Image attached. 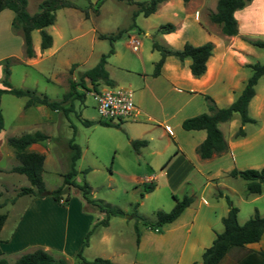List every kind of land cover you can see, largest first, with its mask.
I'll return each mask as SVG.
<instances>
[{
	"label": "rangeland",
	"instance_id": "rangeland-1",
	"mask_svg": "<svg viewBox=\"0 0 264 264\" xmlns=\"http://www.w3.org/2000/svg\"><path fill=\"white\" fill-rule=\"evenodd\" d=\"M39 1L27 0V11L29 13L35 11ZM70 1L74 6L55 9L53 22L44 27L51 34L50 48L54 47L53 54L45 56V53L38 49L39 51L32 55L31 60L26 58L24 53L20 57L11 58L8 79L12 86L30 88L36 92L45 93L50 98H60L62 93L68 89V80L78 82L81 70L92 66L98 60L99 55L107 52L109 46L112 45V52L105 56L104 67L108 71V76L114 81L113 85L131 90L133 102L144 73L148 75L147 80L150 87L154 88V93L157 97H161L162 102L169 98L182 100L186 95L171 90L162 76L154 79L148 74L152 71L154 60L159 56V52L151 45L152 40H155L154 35L157 34L154 32V25L164 21L175 22L184 11L190 12L198 16L200 21L208 24L216 35L221 37L220 44L222 40L225 47L232 45L229 37L221 35L219 26L208 18V13L214 10L216 0H167L165 7L161 3L166 0H162L156 6L157 11L155 9L147 15L139 11L132 15V11L137 7L136 1L146 0H102L99 4H96L95 0ZM12 13V10L8 8L1 9V20L3 21ZM244 27L245 22H242V29H248V25ZM119 29H121L120 35L111 42L105 37H98V33L107 34ZM146 32L149 34L147 35ZM262 32H264V21H259L258 28L252 30L251 36L248 37L264 39ZM13 35V39L8 40V47L13 45L16 53L21 49L19 45L21 36L19 32H13ZM243 36L247 35L242 34ZM31 38L39 48L37 29L31 31ZM135 42H137V49L133 50L131 45ZM172 42L173 44L169 45L175 48L182 45L179 39H174ZM248 46L250 48L242 45V65H240L242 66V81L239 85H243L250 73L248 63L264 61V47L252 44ZM230 53L234 54L235 59L237 53L235 51ZM37 61L40 62L36 63ZM71 63L74 65L71 66ZM83 82L88 85V89L76 84L75 88L81 90L83 96L79 98L72 95L67 99L65 104H70L71 109L66 115L60 110L55 112L43 107L42 110L46 111L50 117L46 121L47 115L42 116L39 111L41 109L37 110L34 105L23 107L25 96L9 92L0 94V112L5 135H17L35 129L48 134L44 141L47 151L40 172L46 189L50 190L61 184L62 173L70 166L71 149L68 139L73 135V140L80 149V154L74 162L76 170L73 176L74 181L76 183L86 181L90 189L89 195L95 201L123 210L122 215L109 216L111 218L109 230L119 232L111 243L104 245L96 242L98 226H94L92 232L87 234L85 244L81 245L80 242V253L85 259H90L95 255L105 256L116 249L121 251L123 261H132L135 254L145 257L159 255V251L153 249L148 252L145 249L137 251L134 213L151 220L154 218L156 209L168 210L172 207L173 195L180 198L183 194H189L192 196L191 201L195 202L196 197L203 194L208 201L220 204L221 213L224 215L225 208L228 206L224 197L226 194L237 208L236 218L239 223L251 216L254 211L260 215L264 214V181L261 182L259 193H246L245 180L238 175L228 174V170L232 167L264 166V79L262 77H259L255 83L254 94L247 106L249 115L254 117L255 121L242 124L244 134L242 136L233 135L240 124L236 113H233L229 120L218 123L227 145L229 143L233 148L232 151L229 153V148V151L214 153L215 156L212 157L210 155L209 159L193 161L190 167L179 166L176 163L171 168L172 172L169 171L168 177L160 174V170L163 163L173 155L176 149V143L171 136L167 133L159 135L160 127L155 122L144 120V116L105 119L116 125L98 123L95 120L100 117L90 94L88 79L84 78ZM99 86L109 87L111 85L99 82ZM235 88L236 86L232 88V92L237 93ZM148 93L144 97L149 96ZM147 100L149 101L147 102L148 107L156 112L160 107L159 102L152 103L150 97ZM193 100L199 104L201 99L195 96ZM218 105L226 104L218 100ZM206 110L205 103H200L198 108L185 106L169 119L172 133L184 147L186 154L193 152L189 150L191 138L188 133L191 129L182 128L179 117L194 111ZM82 119H89L92 122L85 125ZM45 121L47 126L43 123ZM137 133H140V138L147 140V146L143 150H135L129 142V138ZM150 150L152 151L149 153ZM13 163H17L13 155L3 154L0 157V212L5 213L0 227V239L10 231L31 195L17 193L20 186L28 185L29 182L23 173L9 168ZM84 168H86L85 172H83ZM148 173H152L154 177L152 181L145 182H151L154 186L151 190L143 192L140 197L139 193L143 186L140 179ZM218 191L221 194H218ZM73 192L71 188L69 193ZM135 202L137 205L134 207ZM140 224L136 223L137 226ZM212 229L215 232L222 229L220 219L213 220ZM244 248H246L245 245L244 247H231L219 264H229L244 252ZM26 249L25 247L23 251ZM48 252L53 256H63L54 248H50ZM3 256L6 264L14 259L12 254L5 253ZM200 256V252L192 253L191 263L200 264ZM68 258L65 260L69 264L79 262L76 252ZM123 261L122 263H127ZM135 264L145 263L135 262Z\"/></svg>",
	"mask_w": 264,
	"mask_h": 264
},
{
	"label": "crops",
	"instance_id": "crops-1",
	"mask_svg": "<svg viewBox=\"0 0 264 264\" xmlns=\"http://www.w3.org/2000/svg\"><path fill=\"white\" fill-rule=\"evenodd\" d=\"M165 2H167V0L161 3V5L164 4V7L166 6ZM155 11H157V9ZM12 14L7 16L3 21L0 18V77L2 75L1 60L7 56L11 58L20 57L23 53L22 38L19 40L21 49L18 52L15 53L13 45L8 47V40L11 38L13 39V32H19L20 35V31L13 28L11 25ZM233 15L236 19L237 32L233 35H226L220 32L221 35L223 34V36L229 37L231 41L232 45L227 47L222 44V40L221 44L219 43L221 37L218 36V34L216 35L208 24L200 21L198 16L193 13L186 11H184L183 15L177 21L173 22L175 28L172 31L154 35L155 41L160 44H173L172 40L174 39H179L181 44L184 41H188L192 44H199L206 40L214 43L212 52L205 61V69L198 76H193L190 73L188 58H184L180 61L173 55H166L164 57L156 75H152L151 71L148 73L154 79L162 76L167 81L171 90L186 95L184 99L177 100L169 98L164 99L162 102L161 97H157L156 93H154V88L150 87L147 80L148 75L146 73L142 75V83L136 90L137 93L134 98L135 110L129 117L135 118L136 116H144V120L155 122L161 129L159 135L167 133L176 143V149L173 155L161 166L160 174L166 177H168L169 171L172 172L171 168L176 165V163L179 166L190 167L193 165V161L197 162L200 161V159H209L215 156L213 153L210 157L200 158L195 152V145L201 141L205 135L203 129L189 130L190 132L188 135L191 138L189 150H192L194 153L186 154L184 147L180 145L172 133L173 131L169 119L175 116L185 106L198 108L200 103H205V107L207 108L204 98L205 95H209L216 106H220L218 105V100L224 101L227 105L234 98V94L236 96L242 87V85H239V82L242 81V66H240L242 65V45L249 47L248 45L250 44L242 40V34L251 36V31L258 28L259 21H264V0H249L241 8L235 9ZM242 22H245L244 28L248 25V29H242ZM157 25H154V28ZM146 34L148 35L149 32H146ZM50 46L42 49L45 56L54 53V47L50 48ZM32 48L34 53L39 51V48H37L36 44L33 42ZM231 51L237 53L235 54V59L234 54L230 53ZM26 58L31 60L33 56H26ZM39 62L37 61L36 63ZM29 64L33 63L31 62ZM259 77L264 79V73ZM234 85L236 86L235 90H237V93H234L235 91L232 92V88L235 87ZM146 93H148L149 96L144 97ZM195 96L201 99L199 100V104L196 100H193ZM149 97L152 103L157 101L160 104L156 112H153L148 107L147 102L149 101L147 98L149 99ZM34 107L37 110L41 109L39 111L42 116L47 115L46 121L50 119L48 113L42 110L43 107L50 109L49 107L43 104H35ZM165 107H167V109H165ZM52 111L56 112L54 109H52ZM198 112L200 111L181 115L179 117V122L182 118ZM46 121L43 122L45 126H47ZM44 133L47 134L46 132ZM139 134L140 133L133 134L130 138H140ZM7 136L3 128H0V157L5 154L13 155L16 159L12 147L6 142ZM46 139L47 138L33 141L29 143L25 149L42 153L44 160L47 151V147L44 143ZM145 146H147V140L138 150H143ZM228 149L230 150H228L229 153L233 149L229 143ZM151 151L152 150L148 152L150 153ZM17 163L11 164L9 168ZM198 169V171L201 170L199 167ZM153 177L154 175L152 173H148L140 180L142 182L152 181L151 179ZM71 188L74 190L72 194L69 193ZM68 194L69 196L65 203L54 200L50 195L41 197L30 195L28 201L14 221L10 231L5 237L0 239L2 255H5V253L12 254L15 258L21 252H24L23 249L25 247L27 248L26 250H29L33 247L40 246L46 250L54 248L58 250L65 259H69L68 257L72 256L73 253L79 249L80 242L86 231L89 230L88 234H90L94 226L99 227L96 231L97 243L106 245L111 243L115 236L119 235L118 231L109 230L111 218H108L106 224L97 223L103 215L102 211L91 207L89 203L83 199L76 186L70 185ZM220 207V204L210 202L203 194H200L196 197L195 202L191 201V203L183 207L174 219L162 223L159 231L152 230L140 224L138 226V239L136 241L137 251L139 252L145 249V251L148 252L153 249L159 251V255H148V257H145L135 254L132 261L125 260L127 262L126 264H135V262L145 264H192V253H201L203 248L211 243L216 233L212 229V222L213 220L220 219L222 216ZM226 210L227 208H225V211ZM263 235L264 231L258 240L246 242L244 245L246 248L251 249V251H257L259 249L264 250ZM88 241L87 239V244ZM109 253L110 254L101 256L107 257L117 264H125L122 263L123 257L120 250L116 249Z\"/></svg>",
	"mask_w": 264,
	"mask_h": 264
},
{
	"label": "trees",
	"instance_id": "trees-1",
	"mask_svg": "<svg viewBox=\"0 0 264 264\" xmlns=\"http://www.w3.org/2000/svg\"><path fill=\"white\" fill-rule=\"evenodd\" d=\"M26 1L27 0H0V10L3 8L12 10L13 15L11 18V25L13 28L20 31L23 53L25 56L30 57L34 54L31 41V31L37 29L39 32L38 45L40 50L50 46L52 37L44 27L53 22L55 9L63 6H74V4L70 0H40L37 3V9L29 13L26 10ZM101 1L102 0H95V3L99 4ZM160 1L162 0L136 1L137 7L132 11V15H135L138 11L143 15H147L156 9V6ZM248 1L249 0H216L214 10L208 13V18L219 26L221 33L233 35L237 32L236 19L233 12L235 9L241 8ZM174 28L175 25L173 22L164 21L155 27L154 32L163 33L172 31ZM120 33L121 29L107 34L98 33V37H105L111 42L114 38L119 36ZM242 39L252 45L264 47V39L251 38L248 36H243ZM151 45L159 52L158 58L153 63L151 71L152 75L158 73L159 67L166 55H173L180 61L184 58H188V68L190 73L193 76H198L204 71L205 61L211 54L213 48V43L209 40L199 44H192L188 41H184L179 48L172 47L168 44H160L155 40H152ZM112 50V45H110L107 52L101 53L98 60L92 66L81 70L78 82L69 79L68 89L62 93L60 98H50L45 93L36 92L34 89L12 86L8 79L11 57H4L1 60L2 75L0 77V94L2 92H9L14 95L25 96L23 107L43 104L50 109L60 110L66 115L67 111L71 109L70 104H65L67 99L72 95L79 98H82L83 96V92L75 88L76 84H79L84 89H88V85L83 82L84 78L88 79L89 88H97L99 82L107 85L114 84V81L108 76V72L104 67L105 56L107 53L112 52ZM72 65L74 64L71 63V66ZM248 66L250 67L249 75L245 78L244 83L236 96L227 105L216 106L212 98L209 95H205L204 97L207 99V110L186 116L180 121V126L184 129L204 130V137L195 145V152L200 158H207L213 153L219 154L228 150L227 142L218 126L219 122L229 120L232 118L233 113H236L240 124L237 126L233 135L242 136L244 134L242 124L244 122L255 121V118L249 115L247 106L248 101L254 94V85L257 82L258 77L264 73V61H254L248 63ZM81 121L85 125L92 122V120L89 119H82ZM95 121L103 125L115 124L102 118H98ZM2 127L3 120L0 112V128ZM46 136L47 135L44 132L35 129L33 131L22 132L17 135H8L6 137V142L12 147L14 156L18 160V163L11 166L10 169L23 173L29 182L28 185L20 186L17 193H27L35 196L50 194L56 201L65 203L69 196L68 188L70 185H74L78 188L81 196L86 202L104 213L97 223L106 224L110 215H122V209L110 207L109 205L106 206L95 201L89 195L90 189L86 181L83 180L81 183H76L74 181L73 176L76 172L74 162L80 154V149L78 144L74 142L73 135L68 139V145L71 149L69 155L70 166L62 173L61 184L50 190L44 187L40 174L43 154L36 151L26 150L25 147L33 141L46 138ZM129 142L132 147L137 150L140 146L146 143V139L129 138ZM85 171L86 168L83 169V172ZM228 174L238 175L245 180L246 193H259L261 190V182L264 181V166L245 168L232 167L228 170ZM142 185V191L139 193L140 197L143 192L151 190L154 186L153 183L145 181L142 182ZM218 194H221V192L218 191ZM224 197L228 206L226 213L220 217L222 229L216 232L211 243L203 248L200 256L201 264H219L231 247H244L246 242L258 240L264 231V214L260 215L254 211L251 216L246 218L242 223H239L236 218V206L231 203L226 194ZM173 198L174 203L172 207L168 210L156 209L154 211V218L151 220L134 213L135 241L138 239L137 222L152 230L159 231L162 223L174 219L183 207L188 205L192 200V196L189 194H183L180 198L173 195ZM135 205H137V202L134 203V207ZM133 211L136 212L135 210ZM4 218L5 213L0 212V227ZM87 234L88 232L84 235L81 245L86 243ZM76 255L79 258L77 264H117L111 259L102 256H94L90 259H85L81 255L80 249L76 251ZM0 264H6L1 248ZM9 264L69 263L66 262L63 256H53L48 250L36 246L32 249L21 252ZM229 264H264V250L259 249L257 251H251L249 248H244V252Z\"/></svg>",
	"mask_w": 264,
	"mask_h": 264
},
{
	"label": "built area",
	"instance_id": "built-area-1",
	"mask_svg": "<svg viewBox=\"0 0 264 264\" xmlns=\"http://www.w3.org/2000/svg\"><path fill=\"white\" fill-rule=\"evenodd\" d=\"M137 49V42L131 45ZM90 94L94 100L96 111L100 118H125L133 114L135 105L131 96V90L122 86L111 85L90 88Z\"/></svg>",
	"mask_w": 264,
	"mask_h": 264
},
{
	"label": "clouds",
	"instance_id": "clouds-1",
	"mask_svg": "<svg viewBox=\"0 0 264 264\" xmlns=\"http://www.w3.org/2000/svg\"><path fill=\"white\" fill-rule=\"evenodd\" d=\"M262 34H264V32H262Z\"/></svg>",
	"mask_w": 264,
	"mask_h": 264
}]
</instances>
